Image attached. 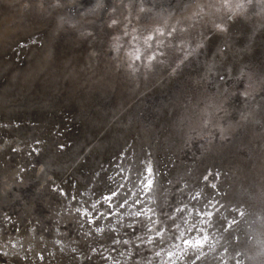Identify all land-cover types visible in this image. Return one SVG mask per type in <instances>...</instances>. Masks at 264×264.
<instances>
[{
  "label": "rangeland",
  "instance_id": "rangeland-1",
  "mask_svg": "<svg viewBox=\"0 0 264 264\" xmlns=\"http://www.w3.org/2000/svg\"><path fill=\"white\" fill-rule=\"evenodd\" d=\"M82 6L0 0V124L7 125L0 129V245H9L0 248L9 253L0 264H146L147 246L118 244L112 251L110 232L86 237L74 212L83 205L71 201L101 164L129 148L137 163L150 152L167 172L151 193L157 204H179L183 193L201 190L209 170L220 172L224 211L210 226L217 251L227 248L228 264H264V0ZM209 35L229 37L247 102L235 88L231 95L210 88L201 55ZM176 215L181 229L191 226L180 217L187 214ZM116 226L117 239H135ZM109 255L114 259L102 258ZM213 255L205 264H216Z\"/></svg>",
  "mask_w": 264,
  "mask_h": 264
},
{
  "label": "snow or ice",
  "instance_id": "snow-or-ice-1",
  "mask_svg": "<svg viewBox=\"0 0 264 264\" xmlns=\"http://www.w3.org/2000/svg\"><path fill=\"white\" fill-rule=\"evenodd\" d=\"M91 3L92 0H82L83 6L80 10L90 6ZM231 52L229 37L221 35H209L207 45L201 49V55H205L206 59L204 67L207 70V75L212 77L210 88L221 95H231L230 90L235 88V97H240L241 102L245 103L250 98L249 92L244 91L246 85L241 78L245 73L239 71L232 63ZM5 127L7 125L0 124V129ZM2 143L3 140L0 138V144ZM60 147L63 149L64 145H60ZM17 150L15 147L12 148L13 152ZM134 152V148H129L114 157L107 166L101 164L98 170L93 173L90 185L84 191L71 197V201H74L76 205H83V210L81 206L74 208L79 230L84 231L86 237H91L93 232L98 237L110 232L112 251H117L115 245L118 244L133 245L137 249L147 246L152 257L146 258V264H152L153 259H158L159 264H177V261L183 262V264H205L209 253L214 254L213 259L216 264H228V260L225 258L227 248L217 251L218 241L214 240V235L210 230L213 220L224 211V205L220 199L221 189L216 183V179L221 173L209 170L202 177L203 185H206L207 189L211 191H206L202 185L200 191L189 195L183 193L184 185H181L176 189L178 193H183V199L179 204H173L170 199L166 204H157L152 199L151 193L157 184L158 177H167V172L161 173L155 167L150 152H145L144 158L140 159L138 163L133 159ZM125 161H127V167L124 166ZM133 181H135L134 184ZM163 183L170 184L171 181L165 179ZM129 184H132L135 191L129 189ZM59 195L67 196L68 194L60 190ZM184 200H187L188 203H184ZM123 209H128V211L121 212ZM229 211L235 210L229 209ZM182 213L187 214V216L180 217L186 220L191 225L190 227L183 223L184 228L181 229V224L175 222L177 221L176 214ZM114 215L119 219L105 227L102 222L104 220L111 221ZM126 216L133 218L128 225L122 223ZM191 217L195 219L192 220ZM224 219L226 226L230 229L231 225L227 224V217ZM167 220H172L173 223L169 225ZM97 221H101V224L97 225ZM85 224L88 225V230L84 229ZM117 224L121 228L130 229L135 239H117ZM138 227L143 231H138ZM192 233H197L198 238H186ZM176 241H180V243ZM17 243L18 241H12L10 246L15 249ZM56 243L59 244L60 241H56ZM8 246L6 242L0 245V248ZM104 250L107 249H102L101 255ZM91 251L95 253L97 249L93 248ZM0 255L7 256L9 253L0 251ZM119 255L124 256L126 253L119 252ZM127 255H131V253H127ZM102 258L106 261L114 259L111 255ZM141 264H145V262L142 261Z\"/></svg>",
  "mask_w": 264,
  "mask_h": 264
}]
</instances>
